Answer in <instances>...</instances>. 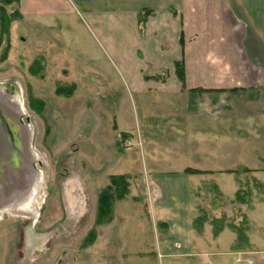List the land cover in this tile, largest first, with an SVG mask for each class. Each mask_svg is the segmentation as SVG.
I'll return each instance as SVG.
<instances>
[{"label":"rangeland","instance_id":"rangeland-1","mask_svg":"<svg viewBox=\"0 0 264 264\" xmlns=\"http://www.w3.org/2000/svg\"><path fill=\"white\" fill-rule=\"evenodd\" d=\"M2 6L13 19L9 35H0V98L18 107L16 122L37 166V191L26 210L0 208V264H167L169 259L159 255L148 159L139 146L128 153L130 168L138 171L136 179L127 175L128 196L114 203L110 222L96 226L95 221L98 195L112 173L122 170L119 154L132 142L115 129L116 120L122 131L133 134L132 143L139 135L152 136L156 159L166 165L189 163L193 154L184 157L171 147L175 98L154 89L148 98V89L131 79L125 41L112 42L122 54L115 56L83 17L76 15L72 25L55 20L45 26L14 16L17 5L0 0ZM73 86L69 96L58 93ZM30 95L44 103L41 115L29 107ZM240 123L233 115L223 124L228 131L230 124ZM164 146L170 149L167 155L159 151ZM244 151L241 147L228 157L236 163L244 160ZM233 179L222 189L212 178L200 185L195 219L205 217L202 230L210 228L212 235L220 230L222 251L236 247L234 229L242 228L264 255V186L255 185L249 173ZM240 191L246 192L241 199ZM92 230L96 237L90 244L86 239Z\"/></svg>","mask_w":264,"mask_h":264},{"label":"crops","instance_id":"crops-1","mask_svg":"<svg viewBox=\"0 0 264 264\" xmlns=\"http://www.w3.org/2000/svg\"><path fill=\"white\" fill-rule=\"evenodd\" d=\"M18 8L23 20L45 26L55 20L72 25L81 16L115 56L122 54L112 42L124 40L125 63L131 79L148 89L144 94L149 98L154 89L175 98L172 151L193 154L182 166L156 159L152 136L139 135L132 143L133 134L115 121L132 142L119 154L122 170L112 174L137 178L128 154L134 147L148 159L160 259L168 258L167 264H264L252 239L250 247L222 251L221 235L193 226L200 185L210 178L222 189L229 177L247 170L255 185L264 186V0H20ZM177 63L183 65L184 82ZM135 68L138 76L132 74ZM233 115L241 123L227 131L223 123ZM241 147L244 160L233 163L228 156ZM159 151L167 155L170 149ZM187 169L204 174H187Z\"/></svg>","mask_w":264,"mask_h":264},{"label":"trees","instance_id":"trees-1","mask_svg":"<svg viewBox=\"0 0 264 264\" xmlns=\"http://www.w3.org/2000/svg\"><path fill=\"white\" fill-rule=\"evenodd\" d=\"M5 3L6 5H9V6L17 5L18 7L20 0H5ZM13 15L14 16L16 15L18 19L20 18L22 19L19 13L17 14L14 13ZM12 19L13 17H10V15L7 14L6 9L2 6L0 8V35L1 37L9 35V24L12 21ZM143 19L144 18L140 20L142 24L144 23ZM176 70H177V74L180 80L184 82V70H183L182 63L176 64ZM67 90L69 91V94ZM73 90H74V86L68 89H59L58 93L63 94V95L66 93L65 95L69 96ZM43 106H44V103L42 101L35 99L32 95L29 96V107L32 110H34L37 114L41 115V109L43 108ZM114 127L117 130L116 124L114 125ZM121 136L127 137V134L122 133ZM244 172L247 173L248 171L246 170ZM185 173L197 174V175L204 174V172L192 170V169L185 170ZM129 189H130V180L127 175H118V176L110 177V184L104 187L98 195L97 209H96V221H95L96 226H100V225H103L111 221V218L113 217L114 203L116 201L124 200L129 194ZM243 193L246 194V192L244 191H240L237 193L240 199L242 198L241 195H243ZM206 221L207 219L205 217H203L202 215L199 216L193 223L194 229L196 231L199 230L206 223ZM234 231L237 234L236 249H242V248L249 246V238L248 236H245L246 235L245 231L242 228H236L234 229ZM219 232H220L219 229L218 230L215 229L214 236L217 237ZM95 237H96V233L95 231L92 230L89 233V236L87 237L86 242L93 244V242L95 241Z\"/></svg>","mask_w":264,"mask_h":264},{"label":"bare ground","instance_id":"bare-ground-1","mask_svg":"<svg viewBox=\"0 0 264 264\" xmlns=\"http://www.w3.org/2000/svg\"><path fill=\"white\" fill-rule=\"evenodd\" d=\"M22 136V127L19 124H14L12 120L1 117L0 115V173L3 179L0 182V206L6 198H14L16 194L15 185L17 184L16 171H19L21 156L18 146ZM29 149L20 151L26 152ZM18 155V156H17ZM4 184V185H3ZM4 189V190H2ZM13 208H20V205L15 203Z\"/></svg>","mask_w":264,"mask_h":264},{"label":"flooded vegetation","instance_id":"flooded-vegetation-1","mask_svg":"<svg viewBox=\"0 0 264 264\" xmlns=\"http://www.w3.org/2000/svg\"><path fill=\"white\" fill-rule=\"evenodd\" d=\"M2 103L0 104L2 107L1 117L12 120L14 124L17 125L16 116L18 112V107L10 100H4L0 98ZM19 113V112H18ZM21 149L25 150L27 146H24L25 142L23 137L21 136V140L19 141ZM20 147L18 146L19 154L21 156V161L19 164V171H16L17 181H16V194L14 198H6L3 200L0 208L5 209L7 211H15L17 208H13L14 204L17 203L20 205V210H26L28 208V204L33 202V198H35L36 191L34 187H36V179L33 177L34 169H37L35 161L31 157L30 151L22 152L20 151ZM18 156V155H17ZM27 204V205H26Z\"/></svg>","mask_w":264,"mask_h":264}]
</instances>
